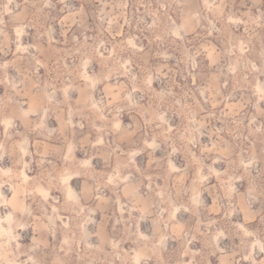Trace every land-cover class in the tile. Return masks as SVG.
Wrapping results in <instances>:
<instances>
[{"label": "rangeland", "instance_id": "obj_1", "mask_svg": "<svg viewBox=\"0 0 264 264\" xmlns=\"http://www.w3.org/2000/svg\"><path fill=\"white\" fill-rule=\"evenodd\" d=\"M0 264H264V0H0Z\"/></svg>", "mask_w": 264, "mask_h": 264}]
</instances>
